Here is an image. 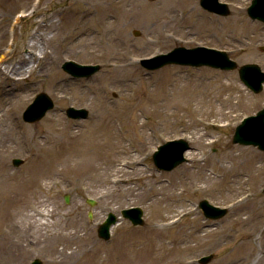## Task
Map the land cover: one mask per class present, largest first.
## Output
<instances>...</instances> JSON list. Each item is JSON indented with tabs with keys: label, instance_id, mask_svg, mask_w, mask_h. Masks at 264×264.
<instances>
[{
	"label": "rangeland",
	"instance_id": "rangeland-1",
	"mask_svg": "<svg viewBox=\"0 0 264 264\" xmlns=\"http://www.w3.org/2000/svg\"><path fill=\"white\" fill-rule=\"evenodd\" d=\"M121 1L0 0V70L10 73L0 72V165L9 185H29L20 197L32 203L25 212L39 202L48 212L47 230L34 238L3 233L10 224H0V264H264V151L232 141L242 119L264 108L256 99L264 86L254 92L238 69L149 70L141 62L175 47L207 46L264 71V22L248 15L252 0H220L227 16L190 0L188 9L198 10L191 18L186 10L158 11L179 0ZM238 18L247 23L235 25ZM69 60L102 67L74 78L62 69ZM42 92L54 108L25 121ZM71 106L87 108L88 119L68 118ZM178 138L189 141L187 162L160 171L154 151ZM204 199L227 214L206 219L198 207ZM136 206L145 212L143 226L121 217L109 241L98 236L108 213ZM48 231L56 236L45 240Z\"/></svg>",
	"mask_w": 264,
	"mask_h": 264
},
{
	"label": "water",
	"instance_id": "water-1",
	"mask_svg": "<svg viewBox=\"0 0 264 264\" xmlns=\"http://www.w3.org/2000/svg\"><path fill=\"white\" fill-rule=\"evenodd\" d=\"M154 1V0H151ZM202 7L210 12H214L223 16L230 13V9L226 3L219 0H200ZM248 15L252 19L264 22V0H252L251 5L247 9ZM139 35L138 31L136 32ZM142 65L149 70H156L166 65H182L192 67L208 66L222 70L238 69L240 79L254 92H260L264 86V71L256 63H248L239 66L226 51L210 48L207 46H197L187 48L184 46L176 47L168 53L159 54L152 58L143 59ZM101 65L80 64L76 61H65L62 68L75 78L90 77L100 71ZM55 103L53 99L45 92L39 93L33 102L27 107L23 113V118L27 122L40 121L49 110L53 109ZM66 115L74 120L87 119L89 111L86 108L69 107ZM233 143L241 145H252L264 151V108L255 115L248 116L236 127ZM190 149V144L185 139H176L168 141L154 153L153 161L159 170L172 171L180 164L188 159L185 153ZM15 166L23 163L21 159H14ZM65 201L70 202L69 195L65 196ZM91 205H95L93 199H87ZM199 208L202 210L206 219L218 220L224 217L228 209L213 205L207 199L199 202ZM124 218L130 220L134 226H143L144 210L141 207H131L121 211ZM92 218V213L89 215ZM119 218L116 214L110 212L107 219L99 226L98 235L100 238L108 241L111 238V227L116 225ZM212 259V255L202 257L199 262L207 263ZM33 264H42L40 259H35Z\"/></svg>",
	"mask_w": 264,
	"mask_h": 264
},
{
	"label": "bare ground",
	"instance_id": "bare-ground-1",
	"mask_svg": "<svg viewBox=\"0 0 264 264\" xmlns=\"http://www.w3.org/2000/svg\"><path fill=\"white\" fill-rule=\"evenodd\" d=\"M123 1V0H122ZM121 1V2H122ZM191 5L190 0H179V1H168L166 3H164L162 6H160L158 8V11L160 12H177L178 10H186L189 15V17L191 18L192 16H194L193 14L198 13V10L196 7L193 8H189L188 6ZM120 6H116V9H118V11L120 10L119 8ZM188 9V10H187ZM118 16V13H117ZM245 23H247L243 18H238L235 21V25H245ZM194 26H197L198 23L197 21L193 22ZM133 53L135 54H142V52L144 51L143 47H136L135 49H133ZM10 53V50H7L6 53H4V56H2L1 61H3L4 59H7V55ZM133 66H135L133 64ZM0 72L2 73L3 76L8 77L10 76L9 72H6L4 70H0ZM239 91L241 93V95L243 97H249L250 98V94L246 93L245 91H243V89L241 90V88H239ZM252 97V96H251ZM256 99L258 100H264V94L259 95ZM11 177L8 175V173L6 172V169H2V166L0 165V224H10L9 227L7 226V228H5V230H3V233H8V231L11 229L13 230H18V231H23L22 235L24 237H26V234H24V232H29L30 236L32 238H34V236H36L38 233H44L47 229H43L45 226L48 225L47 221H46V215L48 214V212L43 211L42 208L40 207V202L37 204H35L34 207H32L31 209V213L25 212V209L28 205L32 204H24L22 202V200L20 199V197H24L25 194H27V189L28 188V184H26L25 182H21L26 184L25 186L19 184V185H9ZM17 183V182H15ZM26 197V195H25ZM26 200V199H25ZM30 200V199H29ZM20 212L23 213V215H20ZM17 213V216L15 215ZM19 214V215H18ZM18 216H20V219L18 218ZM16 217V218H15ZM16 220H15V219ZM28 220V221H27ZM21 221H26L25 225L23 222ZM5 224V225H6ZM246 226H250L249 223L244 222V224L242 225V227L245 229ZM52 227V226H51ZM50 227V229H51ZM54 236H56L55 231H48L47 232V236H45V240L50 237L51 239L54 238ZM58 236V234H57ZM13 241H15L17 243V246H19L21 248V246H23V244L21 243V241L14 239ZM22 244V245H21Z\"/></svg>",
	"mask_w": 264,
	"mask_h": 264
}]
</instances>
